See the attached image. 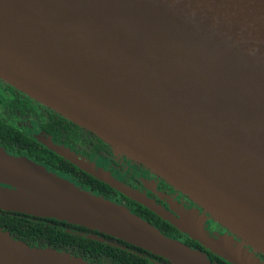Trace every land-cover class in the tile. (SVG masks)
I'll list each match as a JSON object with an SVG mask.
<instances>
[{
	"label": "water",
	"instance_id": "obj_1",
	"mask_svg": "<svg viewBox=\"0 0 264 264\" xmlns=\"http://www.w3.org/2000/svg\"><path fill=\"white\" fill-rule=\"evenodd\" d=\"M0 77L160 174L264 253V0H0ZM47 143L189 228L95 161ZM0 209L209 264L126 205L1 144ZM195 235L237 264H263ZM0 264L95 263L0 227Z\"/></svg>",
	"mask_w": 264,
	"mask_h": 264
},
{
	"label": "flooded vegetation",
	"instance_id": "obj_2",
	"mask_svg": "<svg viewBox=\"0 0 264 264\" xmlns=\"http://www.w3.org/2000/svg\"><path fill=\"white\" fill-rule=\"evenodd\" d=\"M0 104V119L15 126L21 133L39 144H43L50 150L55 151L48 145V141L66 146L78 155L95 161L97 165L110 171L115 178L136 189L174 219L184 223L189 228L185 229L179 226L143 202L132 198L115 187L118 191H112L110 199L126 205L132 212L149 221L165 235L201 251L208 258L209 264L237 263L214 250L197 237L195 233L201 236L207 235L217 240L222 239L227 245L244 250L249 256L257 257L264 264V253L219 221L190 195L143 163L121 151H117L94 131L74 122L2 77H0ZM0 144L4 146L2 143ZM21 145L25 148L28 147V145L22 143ZM16 147H19V143ZM4 148L9 153L26 155L45 165L51 171L66 177L28 153H18L11 147L4 146ZM91 231L93 230L91 229ZM113 237L115 239L112 242L120 244L118 240L121 238ZM132 244L129 246L126 244L121 245L139 254L142 257V264H183L143 246ZM95 264L104 263L95 262Z\"/></svg>",
	"mask_w": 264,
	"mask_h": 264
},
{
	"label": "trees",
	"instance_id": "obj_3",
	"mask_svg": "<svg viewBox=\"0 0 264 264\" xmlns=\"http://www.w3.org/2000/svg\"><path fill=\"white\" fill-rule=\"evenodd\" d=\"M0 143L11 147L18 153H28L37 160L47 164L53 170L64 174L76 184L94 193L111 198L112 191H118L110 184L80 168L57 152L29 138L17 128L0 119ZM19 143V147L16 145ZM23 145H28L27 148ZM38 144V145H36ZM39 146V147H38ZM0 227L8 230L15 238L22 239L31 245L54 247L70 251L87 260L104 264H142V257L121 244L133 245L119 239L120 244L112 242V234L99 231L51 217L12 210H0ZM91 229L93 231H91ZM95 233L102 239L90 236Z\"/></svg>",
	"mask_w": 264,
	"mask_h": 264
},
{
	"label": "rangeland",
	"instance_id": "obj_4",
	"mask_svg": "<svg viewBox=\"0 0 264 264\" xmlns=\"http://www.w3.org/2000/svg\"><path fill=\"white\" fill-rule=\"evenodd\" d=\"M1 104H2V103H1ZM1 104H0V105H1Z\"/></svg>",
	"mask_w": 264,
	"mask_h": 264
}]
</instances>
